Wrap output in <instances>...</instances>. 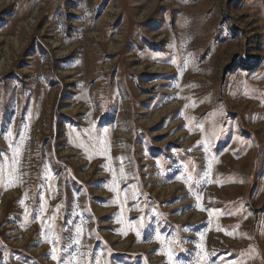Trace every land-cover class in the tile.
I'll return each mask as SVG.
<instances>
[{"label": "rangeland", "instance_id": "rangeland-1", "mask_svg": "<svg viewBox=\"0 0 264 264\" xmlns=\"http://www.w3.org/2000/svg\"><path fill=\"white\" fill-rule=\"evenodd\" d=\"M69 262L264 264V0H0V264Z\"/></svg>", "mask_w": 264, "mask_h": 264}, {"label": "snow or ice", "instance_id": "snow-or-ice-1", "mask_svg": "<svg viewBox=\"0 0 264 264\" xmlns=\"http://www.w3.org/2000/svg\"><path fill=\"white\" fill-rule=\"evenodd\" d=\"M9 135H10V133H9ZM52 258H53V259H56L55 255H53ZM69 264H70V262H69Z\"/></svg>", "mask_w": 264, "mask_h": 264}]
</instances>
